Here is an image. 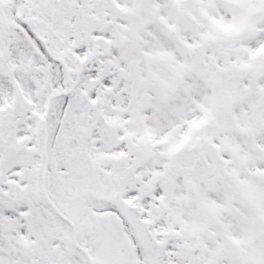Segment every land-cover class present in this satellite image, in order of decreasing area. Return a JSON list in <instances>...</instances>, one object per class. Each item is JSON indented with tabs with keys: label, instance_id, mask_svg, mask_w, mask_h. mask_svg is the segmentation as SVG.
Here are the masks:
<instances>
[{
	"label": "snow or ice",
	"instance_id": "1",
	"mask_svg": "<svg viewBox=\"0 0 264 264\" xmlns=\"http://www.w3.org/2000/svg\"><path fill=\"white\" fill-rule=\"evenodd\" d=\"M0 264H264V0H0Z\"/></svg>",
	"mask_w": 264,
	"mask_h": 264
}]
</instances>
